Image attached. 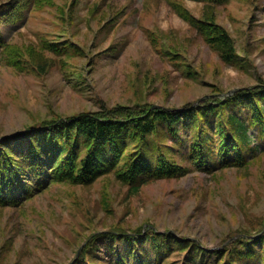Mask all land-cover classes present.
Masks as SVG:
<instances>
[{
    "label": "rangeland",
    "instance_id": "rangeland-1",
    "mask_svg": "<svg viewBox=\"0 0 264 264\" xmlns=\"http://www.w3.org/2000/svg\"><path fill=\"white\" fill-rule=\"evenodd\" d=\"M174 5L229 32L230 64ZM262 83L264 0H0V138L115 106L217 98L240 113L231 95ZM178 147L167 154L187 174L138 192L111 172L0 205V264H231L236 246L260 251L241 264H264V142L242 165L205 169Z\"/></svg>",
    "mask_w": 264,
    "mask_h": 264
},
{
    "label": "trees",
    "instance_id": "trees-1",
    "mask_svg": "<svg viewBox=\"0 0 264 264\" xmlns=\"http://www.w3.org/2000/svg\"><path fill=\"white\" fill-rule=\"evenodd\" d=\"M174 8L206 36L226 63H231L236 45L221 24L198 18L187 8ZM248 89L240 88L231 95L235 97L232 103L241 104L247 115L234 111L235 105L231 103L220 105L222 101L217 98L201 107L186 105L182 110L153 106L137 111L115 106L44 119L17 135H4L0 138V205L19 203L44 190L52 181L90 184L111 172L138 192L150 181L187 174L189 168L184 163L168 156L170 147H181L182 151L169 152L177 151L179 156L183 153L204 169L210 164L219 168L242 165L248 161L246 153H255L264 142V83ZM216 110L220 118L214 114ZM254 128L256 132H252ZM188 135L190 140L185 141ZM166 139L174 143H164ZM130 145L131 150L126 154ZM116 234L119 233H113ZM236 249L226 254L231 264H241L243 258L256 259L260 253L251 249L240 254L241 249L237 246ZM87 261L82 262L89 264ZM113 264L128 263L118 257Z\"/></svg>",
    "mask_w": 264,
    "mask_h": 264
},
{
    "label": "water",
    "instance_id": "water-1",
    "mask_svg": "<svg viewBox=\"0 0 264 264\" xmlns=\"http://www.w3.org/2000/svg\"><path fill=\"white\" fill-rule=\"evenodd\" d=\"M7 136V135H6Z\"/></svg>",
    "mask_w": 264,
    "mask_h": 264
}]
</instances>
